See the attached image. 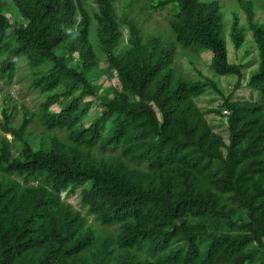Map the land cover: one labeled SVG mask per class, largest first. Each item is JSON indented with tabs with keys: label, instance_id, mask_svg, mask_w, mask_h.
I'll return each mask as SVG.
<instances>
[{
	"label": "trees",
	"instance_id": "trees-1",
	"mask_svg": "<svg viewBox=\"0 0 264 264\" xmlns=\"http://www.w3.org/2000/svg\"><path fill=\"white\" fill-rule=\"evenodd\" d=\"M10 1L25 23L12 24L0 0V76L11 79L25 62L47 138L34 150L31 119L23 114L15 126L14 112L0 107V129L21 144L15 156L0 138V264H264V26L252 13L258 65L247 97L233 99L243 66L227 60L216 2L153 0L151 8H173L177 44L209 53L216 75L237 77L227 97L208 78L176 77L172 50L143 40L127 14L117 16V0H93L92 11L89 0ZM229 36L239 49L236 18ZM99 55L117 87L94 82ZM208 89L222 96L227 143L195 104ZM94 148L119 157L97 159ZM78 190L87 215L118 226L116 240L97 241L61 199Z\"/></svg>",
	"mask_w": 264,
	"mask_h": 264
},
{
	"label": "rangeland",
	"instance_id": "rangeland-1",
	"mask_svg": "<svg viewBox=\"0 0 264 264\" xmlns=\"http://www.w3.org/2000/svg\"><path fill=\"white\" fill-rule=\"evenodd\" d=\"M152 1L117 0L115 2L116 14L120 19L123 18V14H127V18L131 19L136 25L143 40L159 38L161 46L172 50L173 54L170 66L176 77L189 82H199L208 78L215 82L218 90L224 97L232 93L237 77L233 75H216L210 68L209 53L200 49L189 50L181 48L175 41L169 26L173 8L170 7L155 11L151 8ZM200 2H216L219 7L218 12L222 19V36L226 44L227 60L231 64L243 66L241 88L234 92L233 99L246 98L249 90L245 87V83L249 75L256 70L258 65V53L251 32L247 27L246 13L249 10L254 20L264 26V0H200ZM1 6L3 13L9 18L12 24L20 25L25 23L10 0H1ZM85 7L90 11L96 9L93 0L85 2ZM234 18L237 19L238 26L242 29L244 37L239 49L234 48L229 36L230 27ZM120 29L124 38H126L129 33L128 29L126 26H121ZM92 30H96L95 24L92 25ZM93 31L90 33L91 41L97 46L96 35ZM74 61V58L71 59L69 64L73 66ZM97 67L98 72L93 75L94 82L101 84L103 89L117 87L115 74L107 68V62L103 55H99ZM30 80L25 68V62L23 61L18 64V72L11 79L8 80L0 76V107L5 106L14 112L13 125L15 126H19L23 114H26L31 119V124L26 130V140L36 150L41 140L47 138V132L43 130V127L37 120L41 97L31 88ZM90 100H93V98L84 97L82 101ZM195 104L204 113V117L211 129L221 135L225 143H227L226 118L223 114L224 111H221L222 96L208 89L202 95L195 98ZM60 105L61 102L57 106H53L52 110L57 112ZM92 106H97L96 100H93ZM218 111L222 113L219 114ZM93 113H95V108L91 110L90 117H95L96 114ZM1 137H6L13 148L14 155L17 156L21 144L14 140L12 135L4 133L0 129ZM90 152L97 159L111 160L119 157L118 151L101 153L98 149L94 148ZM2 180L3 177L0 175V181ZM61 199L71 205L73 210L81 214L85 221V229L92 231L97 241L107 243V240L117 239L119 234L117 225H103L94 216L86 214L85 208L80 204V190L72 194L62 192ZM108 249L114 250V256L120 252L116 245H111L110 242L108 243Z\"/></svg>",
	"mask_w": 264,
	"mask_h": 264
},
{
	"label": "built area",
	"instance_id": "built-area-1",
	"mask_svg": "<svg viewBox=\"0 0 264 264\" xmlns=\"http://www.w3.org/2000/svg\"><path fill=\"white\" fill-rule=\"evenodd\" d=\"M225 113V112H224Z\"/></svg>",
	"mask_w": 264,
	"mask_h": 264
}]
</instances>
